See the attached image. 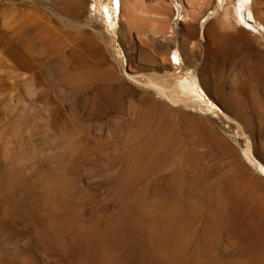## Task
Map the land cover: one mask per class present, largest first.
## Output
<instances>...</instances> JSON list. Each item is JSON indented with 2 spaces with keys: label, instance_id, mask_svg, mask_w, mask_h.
Returning <instances> with one entry per match:
<instances>
[{
  "label": "rangeland",
  "instance_id": "rangeland-1",
  "mask_svg": "<svg viewBox=\"0 0 264 264\" xmlns=\"http://www.w3.org/2000/svg\"><path fill=\"white\" fill-rule=\"evenodd\" d=\"M120 1L121 14L115 0H0V264H264V95L248 99V130L224 103L238 57L224 37L261 36L223 24L235 0ZM250 7L264 25V0ZM189 59L207 64L208 93ZM186 76L197 92L188 107L149 85L190 101ZM200 130L250 174L231 175Z\"/></svg>",
  "mask_w": 264,
  "mask_h": 264
},
{
  "label": "bare ground",
  "instance_id": "bare-ground-1",
  "mask_svg": "<svg viewBox=\"0 0 264 264\" xmlns=\"http://www.w3.org/2000/svg\"><path fill=\"white\" fill-rule=\"evenodd\" d=\"M81 1V0H80ZM114 0H110L111 3H109V6L105 5V4H101L100 2L98 3V8H109L110 7L112 8V2ZM236 1V4L234 5V13L233 15H229L230 12L228 13V11L226 12L225 11V14H224V19L222 20L223 21V24L226 25L227 23L229 24V17L231 18V20L233 21V23L235 24H238V25H241L242 24V27L244 28V30L246 31H249L251 32L252 34L254 35H258V36H261V37H250L248 35V33H244V32H237V34H235L234 36H225L224 37V41H226L227 43H229V41H231L230 43H232L234 45V47L236 48L235 51H236V54H237V59L235 61V64H234V68L232 69V73L229 74L230 76V79H231V83H232V89H231V94H232V98L230 99L228 96V99L225 100V104H226V107L229 108V113L230 115L232 116V118H229V117H226L228 120H230L233 124H235L239 129H242V130H248V125L250 124L251 122V117H250V113H249V108H251V106L249 107V102H248V99L249 97L251 96H255V94H258L260 93L261 96L264 95V49L261 45V38H262V34L264 36V25L261 24V22H258L256 17H255V14L252 12V10L250 9L251 7V3H252V0H235ZM116 2V5H117V8H118V11L119 13L121 14V8H122V3L120 0H115ZM90 4V3H89ZM92 3L89 5L91 7ZM81 6V5H80ZM78 7L77 10H76V16L80 17L82 16L85 11L84 9L81 7ZM102 10V9H101ZM90 13H91V10L89 9L88 12L85 14V19L89 20L90 19ZM192 15L189 14V12H185L184 14V22L187 21L188 19H190ZM121 18V16H119ZM48 18L44 17V21H45V29H46V32L49 31V26H48V23L49 21L47 20ZM112 19V18H111ZM192 19V18H191ZM194 19V18H193ZM113 24H114V21L110 20V23H109V27L112 28V32L115 33L114 31V27H113ZM123 25V24H122ZM230 25V24H229ZM216 26V24H215ZM211 27V26H210ZM217 28V27H216ZM128 30V29H127ZM126 30V31H127ZM165 30H166V27H163L162 28V32L165 33ZM230 30V29H229ZM211 34H209L210 38H215V35H214V29H210ZM129 32V31H128ZM141 32V31H139ZM144 32V31H143ZM216 32V31H215ZM226 32V31H225ZM149 33V31H148ZM148 33L146 34L145 33H140L141 36L143 34H146L148 35ZM137 35L139 33H136ZM190 35L192 33H189ZM231 34V33H230ZM131 36V35H129ZM152 36V35H151ZM151 36H146L144 37L146 40L152 42L155 46H158V43L156 42V40L154 38H152ZM208 36V37H209ZM253 36V35H252ZM141 37H138L136 38L139 39ZM143 38H141L142 40ZM145 39H143V42L145 44ZM131 41L132 40V36H131ZM130 41V43H131ZM223 41V40H222ZM222 41L220 39H217V40H214L213 41V45H212V51L215 53V54H219V52H221L222 50V47H223V44H222ZM137 42V41H136ZM141 42V41H140ZM149 43V42H148ZM255 43V44H254ZM139 44V42L137 43ZM143 44V43H141ZM258 46H257V45ZM193 45V44H192ZM196 45V44H195ZM151 46V44H150ZM146 47V46H145ZM197 47L198 46H192V48H190V50L188 49L189 51V55L192 56L191 58H195L196 55L199 54V52H197ZM256 47V48H255ZM262 47V49H261ZM162 48V47H161ZM210 48V46H209ZM139 49V48H138ZM143 50V49H141ZM142 52V51H141ZM183 52V51H181ZM198 53V54H197ZM188 54V53H187ZM222 54V53H221ZM223 55V54H222ZM186 57V56H185ZM227 57V56H226ZM220 59V58H219ZM173 61V59H172ZM154 64L156 65H159V68L160 67H164L166 66L167 67V61H160L158 59H154ZM204 62V61H203ZM207 62V60H206ZM220 63V62H219ZM173 64V63H172ZM172 64L170 63V66L173 68V71L178 68H174V66H172ZM186 64V69H187V72H190L192 71V76H194L197 80H198V83L200 85V89L203 91V92H206L208 93V88H207V81L206 80V72H205V68H206V65L205 63L202 64V67L201 69L200 68H196L195 64H194V61L192 62V60H188ZM224 64V63H223ZM222 64V65H223ZM215 65V64H214ZM169 67V66H168ZM158 68V67H157ZM211 68V67H210ZM166 69V68H164ZM215 69V68H214ZM167 70V69H166ZM211 70H213V67L211 68ZM168 71H169V68H168ZM167 71V72H168ZM161 72V71H160ZM171 72V71H170ZM178 72V71H177ZM182 72V71H181ZM166 73V71H165ZM132 74V73H131ZM165 75V74H164ZM209 75L211 76H208V77H211L214 81H216L214 83V92L218 95V94H221L223 93V89H225L222 85V83L220 81H217L215 79V73H213V71L211 72V74L209 73ZM166 76V75H165ZM192 76L190 77H185V78H182L181 80H179V85H178V88L180 89V91L182 92V94H184V96L187 94H190L192 100L189 101V99H183V98H178L176 96L173 95V92H170L169 89H167L164 85L162 84H158L154 81H150L149 85L150 87L156 92L158 93V95H160L161 97L169 100V102L172 104H176V105H182V106H186L188 107L189 105H194L196 103H194L193 99L196 97V90H194V87H193V84L192 82L189 80L192 78ZM133 77V76H132ZM219 77V76H218ZM165 78V77H164ZM167 78V76H166ZM162 79V78H161ZM171 79V78H168V80ZM177 79V78H176ZM195 79V80H196ZM165 80V79H162V81ZM148 83V82H147ZM149 87V88H150ZM214 93V94H215ZM249 93V94H248ZM175 94V93H174ZM179 94V93H178ZM176 95V94H175ZM212 95V94H211ZM220 96V95H219ZM223 97V96H222ZM264 97V96H263ZM216 98V97H215ZM255 98V97H254ZM219 99V98H218ZM252 100V99H251ZM223 101V100H222ZM253 104V102H252ZM222 106V105H221ZM254 106V105H253ZM252 106V108H253ZM255 108V107H254ZM179 109V108H178ZM224 109V108H223ZM222 111V110H221ZM251 111V110H250ZM227 112V113H228ZM254 112V111H253ZM260 112V111H259ZM255 113V112H254ZM253 113V114H254ZM263 113V112H262ZM226 114V113H225ZM261 114V113H260ZM229 115V116H230ZM249 115V116H248ZM256 115V114H255ZM225 116V115H224ZM200 126V125H199ZM248 127V128H247ZM207 129V128H206ZM199 130V128H198ZM205 130V129H204ZM201 131V130H200ZM202 135L204 136V138L207 140V141H211V142H215L217 141L220 145V149L223 151V155H224V159L227 161V163L229 164L228 166L230 167L229 168V172L231 175L233 176H238V177H247L250 173L248 171V168L246 167V165L243 163V161L241 160V157L239 155V153L236 152V150L232 149L230 146H228L223 140L217 138V136H214L212 137L213 135H215V133L213 134H209L207 135L206 133H204V131L202 130ZM252 132V131H251ZM197 133V131H196ZM195 133V134H196ZM210 133V132H209ZM248 133V132H247ZM249 139V138H248ZM195 145V144H194ZM194 147V146H193ZM205 148V147H203ZM197 149V148H196ZM217 149V148H216ZM219 151V150H218ZM171 159V158H170ZM163 163V162H162ZM197 163V162H196ZM195 163V164H196ZM260 170L263 171L264 173V161L259 163L257 162ZM183 165V164H182ZM195 170V169H194ZM199 170V169H198ZM169 171V170H168ZM259 174V173H258ZM258 177L262 180V182H264V175L261 176V175H258ZM252 181V180H251ZM216 183V182H215ZM208 185V184H206ZM205 185V187H206ZM212 186V184H211ZM212 190V188L210 189ZM222 194V193H221ZM167 195V194H166ZM223 199V198H222ZM172 200V199H171ZM225 201V200H224ZM257 201V197H255L253 199V202H256ZM159 205V204H158ZM148 208V207H147ZM160 211V209H159ZM197 211V209H196ZM196 211H194V209L191 207L190 209V214L192 217H196L199 213H196ZM205 214V213H204ZM166 216V215H165ZM195 219V218H194ZM262 233V232H261ZM165 241V240H164ZM174 247V246H173ZM166 249V248H165ZM255 249V248H254ZM156 255V254H155Z\"/></svg>",
  "mask_w": 264,
  "mask_h": 264
}]
</instances>
